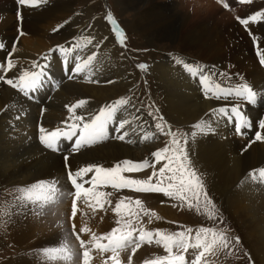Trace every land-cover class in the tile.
Instances as JSON below:
<instances>
[{"label":"bare ground","instance_id":"obj_1","mask_svg":"<svg viewBox=\"0 0 264 264\" xmlns=\"http://www.w3.org/2000/svg\"><path fill=\"white\" fill-rule=\"evenodd\" d=\"M115 2L123 11L128 8L137 10L135 22L128 27L143 38L152 42L174 41L184 51L195 50L199 57L194 64L202 69L203 75L210 78L206 71L213 63H218L222 69L226 68L223 67L226 64L234 66L230 68L232 77H227L226 87L235 90L240 85L247 84L260 94L257 101L259 99L258 102L264 107V71L259 66L247 35H244L240 25L236 23V19L239 22L241 19H249L245 28H251L257 34L255 38L258 36L259 54L264 58V23L258 22L257 26H251L249 18L252 12H259L258 17H264V0H250L249 3L222 0L223 5H228L227 12L212 0ZM16 3L14 0H0V37L6 42L5 44L3 41L2 50L9 51V45L15 42L22 54L21 62L24 60V64L15 62L17 55L14 54L11 57L13 66L9 69V76L0 77V193L13 189V194L6 198L10 208L11 234L8 242H12L14 258V262L11 260L10 264H81L77 261H83L80 255L82 256L85 248L80 247L76 236L79 235L86 242L88 250L92 234L102 236L96 233L99 228H102L103 233L107 232L105 228L114 215H105V210L102 212L95 209V202L89 206L82 196L78 200L76 217L71 222L73 203L69 199H74L76 187L69 171L74 174L86 167L114 169L117 165L123 167L124 161L141 164L149 154L160 150V136L155 125L145 121L147 115L142 107L131 100L110 121L118 136L123 135L124 139L106 141L104 136V139L76 150L75 142L79 138L75 137L59 155L42 148L37 139L42 135L41 128L49 132L56 129L64 133L73 132L66 128V120L73 122L77 120V116L86 117L92 111L95 114L104 106L125 98L131 91L133 76L128 67H119L122 63L121 50L114 45L111 38L113 36L106 28L102 30L105 38L100 46L104 59L99 56L93 62L95 66L100 64V68L90 67L80 74L76 73L74 66L81 61L82 53L81 49L71 43L61 45V48L67 49L66 53L60 52L58 48L49 52L47 37L51 29L61 24L59 29L79 25H71L76 18L74 0H47V3L34 8L19 3L20 11H17ZM86 29V26L80 24L74 29V33L79 30L77 34L87 35ZM97 34L100 35L99 32ZM82 42L79 38L77 44ZM56 52H59L58 57H55ZM3 53H0L1 60L5 58H2ZM67 56H71L70 65L67 64ZM43 59L47 62V69L42 70L43 75L37 81L35 89L29 92L36 98L35 102L23 98L20 91H15L4 82L7 79L15 82L23 72L28 71L30 63L41 69ZM113 60L114 66L107 65ZM26 61L28 67H25ZM150 72L155 79L157 95L162 100L161 108L167 119L182 127L185 132L186 141L183 145L189 153V159L198 171L209 178L219 191L218 194H221L222 200L230 206L231 213L244 224L249 243L258 259L257 263L264 264V181H260L258 175L253 178L259 169H264V127H261L264 121L257 120L263 116L264 108L262 111L254 110V103L236 96L235 91H232L233 100L239 101L235 106L231 104L230 97H227L229 94L226 92L221 95L222 91L219 89H214L217 90L218 103L214 102L210 94H215V91L206 92V85L201 83L200 75H190L183 64L175 63L171 58L162 62L156 60L150 67ZM65 73H73L76 80L65 82L70 80ZM210 80L216 84L211 78ZM81 98L91 100L83 108L82 114L78 113L81 111L80 107L75 112L64 108L67 104L74 105ZM232 107H238L244 112L249 110V115L243 114L247 120L243 127H239L241 122L238 119H231L219 111L225 109L230 113ZM121 123H124L123 128L119 126ZM145 136L150 138L146 140ZM257 136L261 139L257 140ZM144 141L146 142L143 143ZM154 160L155 158L151 159L150 163L155 168L165 162L153 163ZM86 176L89 178L88 182L79 177L77 183L90 188L89 182L96 178L95 172H89ZM52 181L56 182V192L49 203L34 210L32 204L22 205L16 199L19 195L16 191L18 188ZM98 191L107 194L110 186L101 187ZM153 196L160 200L156 201L158 204L167 198L164 194L160 196L155 193ZM109 197L105 195L99 199L104 202ZM119 198L113 197L109 200L110 203H104L103 208L113 211ZM91 201H96V198L93 197ZM157 207L162 215L167 213L171 215V220L177 219L170 205ZM91 223L96 226L95 229L91 228ZM73 224L75 229H69ZM84 227L91 231H81ZM135 243L133 241L131 246L134 247ZM143 246L142 244L136 249L134 254L132 251L131 259L134 264L147 261L146 247ZM62 247H66L68 252L56 259L49 260L43 254V249ZM64 255H70L71 260H65ZM205 259L202 258L200 264H205ZM103 262L94 264H104ZM108 264H115V261L111 260Z\"/></svg>","mask_w":264,"mask_h":264},{"label":"rangeland","instance_id":"obj_2","mask_svg":"<svg viewBox=\"0 0 264 264\" xmlns=\"http://www.w3.org/2000/svg\"><path fill=\"white\" fill-rule=\"evenodd\" d=\"M14 1L17 2L16 3L17 11H20L19 0H14ZM74 2L75 3H74L73 10L76 15V18L74 21H72L71 25H74V24H79V25H74L67 29H64V28L59 29L62 26L61 24L57 26L55 29L54 28L51 29L50 32L48 33L49 36L47 37V40L49 42L48 44H50V48H48L49 52L51 51V49H53L52 51H54L56 48L60 49L61 45L65 46L66 44L71 43L73 46H77V48L81 49L82 57L80 58L81 61L78 64L83 63L84 60L89 56H95L96 57L95 60L97 61L99 56L103 55V53H101L103 49H101L100 46H101V41L103 40V38H105V36H103L102 30L106 28V30H108L109 33L113 36L111 38H112V42L114 43V45L117 48H120L121 50L122 63L119 67L121 66L128 67L129 72L133 76V79L130 82L131 91L125 95V98H128L129 102L131 100L136 101L139 104L138 106L142 107V110L147 115L146 120H145L147 123H150L153 125L160 123L164 126L165 132H168L169 130H171V132L176 133L177 138L180 139L181 145L184 147L185 141H186L184 139L185 132L182 127L176 125L174 122H170L167 119L165 113L163 112L161 108L162 100L157 95V87L155 85V79L150 72V67L155 63L156 60L162 62L163 60L170 59V58L175 60V63H178L179 61H183V62L187 61L188 62L187 64L196 66V63L194 64V62L199 57L198 53L195 50L184 51L183 47L174 41L164 42V41L155 40L154 42H152V41H149L143 38L137 31L128 27L129 24L131 25L135 22L137 18V10L128 8L127 11H123L121 7H118L115 0H74ZM212 2H216V4H218L222 8V10L226 12L229 10L228 8L224 7V5L222 4V0H212ZM109 13H111V15L116 21V24L119 25V28L124 33L123 44L121 43L120 39L117 37L116 32L113 31L114 25L110 23L109 20L107 19V15ZM258 14L259 12H252V14L250 15L249 18H250L251 26H257L258 22L260 24L264 23V17L263 18L262 16L258 17ZM252 16H256L258 17V19L252 20L251 19ZM236 23L240 25L241 27L240 29H242L244 35H247L251 43V48L255 56L257 57L256 59H258L257 61L259 63V66L264 71V63H261L262 58H261V55L259 54L260 45L258 46V43H257L258 36H256L255 38V35L257 34L251 28L249 29L245 28L246 25H243L242 23H240L238 19H236ZM80 24H82V26H86L87 28L86 31L88 32L87 35H84V33L83 35H80L79 33L77 34V32L80 29L74 33V29L78 28ZM68 29L69 31H67ZM98 32L100 33V35L97 34ZM79 38L83 41L82 44H77ZM89 39H91V43L88 42ZM3 41L6 44L5 40L4 39L2 40V38L0 37V42L3 43ZM9 46H10L9 51L4 52L2 49H0V53L4 52L2 58L5 57L4 60L0 59V61H2L0 62V77L2 78H5V75L9 76L8 74L9 68L7 67V64L9 61L13 62V58L11 57L14 54L17 55V58L14 61L17 63L24 64L23 59L21 62L20 56L22 54L20 53V50L17 49L16 43L15 42L11 43ZM58 54L59 52H56L55 57H58ZM60 57L61 55H59V58ZM101 59H104V56H102ZM67 60H68L67 64L70 65L72 63V61H70L71 56H67ZM4 61L6 65H4ZM27 63L28 62L26 61L25 67H28ZM107 65H109L110 67L114 66V60L111 63H107ZM139 65H146V69H141ZM90 67L100 68L102 66L100 64L95 66V64L92 63ZM223 67H226V68L222 69L220 68V65L218 63H213L211 67L207 69L206 71V73L210 76L213 82H215L216 84H219L220 87L224 89L221 95L225 94L228 90V88L226 87V84H227L226 80L228 76L232 77L230 75L232 74L230 68L234 66H231L230 64H226ZM45 69H47V62L45 59H43L41 69L40 67H34L32 63H30L27 70L28 72L40 73L42 70H45ZM65 74L70 79V80H65V82L67 81L74 82L76 80L74 77L75 75L73 73H69V74L65 73ZM15 82H19V80L17 79L15 80ZM60 83L62 82L60 81ZM81 84H85V83H81ZM85 85H89V84H85ZM7 86H9V84H7ZM214 91H215L214 92L215 94H210L211 95L210 98L213 101L215 100L214 102L218 103V100L216 98L217 90H214ZM24 94H25L24 92L20 91V96L22 95L23 98H25ZM227 97H230L229 99H230V102H232L231 104L235 106L238 105L239 101L233 100L232 94L228 95ZM82 100L85 101L86 103L82 107L79 108V110L82 111V112L78 111V113L80 114L83 113V108L85 107V105L88 106L91 101L90 99H87V98H81L76 103H74V105L78 104ZM258 101L253 104L252 108L257 111H262L264 107ZM74 105L67 104L64 106V108H66V110H70ZM107 107L108 106L106 107L104 106L100 110L96 111L95 114L93 111L91 113H87L85 115L86 117H84L83 119L84 121L75 120L73 122H70L71 120H66L64 122L66 128L71 129L73 131L71 133H75V135L61 136L58 141L57 151H52L51 149H48L45 146H43V144L40 141V136H38L37 139L40 141V145L42 144V148H44L45 150L59 155L61 150L63 148H66L69 143H72L75 137L79 138L83 134L81 132H82L84 124L89 123L92 117H94L95 115H98L101 110H104ZM241 113L244 115H249V110H246L245 112L241 110ZM262 115H261L262 117L258 118L257 120L264 121V114ZM159 117H162L163 120H160ZM73 125H79V128H74ZM156 132L160 136V142H161L160 149L166 146H171L173 149L176 147L175 145H171V139H172L171 135H165L164 133H161L160 130L157 128H156ZM118 137H119L118 134L115 132V130L112 127L111 122L109 121V123L106 125V128H105V140L106 141H109L112 139L118 140L119 139ZM145 142L146 141H144L143 143ZM172 154H173L172 152L168 153L169 156H171ZM151 159H154L153 153L149 154V156L145 160L141 161V163H143L144 161L150 162ZM159 168L160 167L155 168L154 166H151V167L145 168L143 171H140V172H132V173L122 172L121 175L128 177V178L146 180L151 175V173L155 171V169L158 170ZM195 168L197 170L198 175L201 176V179L203 180L205 188L208 192V195L212 199L217 209L215 219H209L208 216L206 215L204 211L205 205H204L203 196L200 197V209L201 210L200 212H197L195 208L189 209L186 202H181L179 200L172 199L169 197L167 198L165 197L166 200H164L163 202H159L158 204L156 203V201L158 202L160 200H158L157 198L156 199L154 198L153 195H155V192L154 193L153 192L152 193L136 192L128 188L117 190V189L110 187V191L107 192V194L111 193V195H108L110 197L109 199H105L104 203H107V201L109 202V200L112 199L113 197L119 198V196H120L119 199L123 197L130 198V203L128 207L122 206L120 213L117 214L114 210L108 211L104 208L101 209L99 208V205L96 204V201H91V203L95 202L94 203V205H96L95 209L97 210L100 209V211L105 210L104 212L102 211L103 213H105V215L106 213L107 214L111 213L112 215H114L113 217H111L112 221H110L107 228H105L107 229V232L103 233V231H101L102 228H99V230H97L96 233L101 234L102 236L104 234V236H106L111 233L112 229L120 227L122 233L130 231L132 229H139V230H144V231H152L153 233L159 230L165 234H170V233H176L179 231L186 232L187 229L190 228L193 230L191 235H192V240L194 241L195 233L199 228L201 227L216 228L218 231L225 232V234L229 238V246L226 249H216L214 254L212 255H206V257H204L206 258L204 262L208 261L210 264L213 262H215V264H262L259 262L257 263L258 259H256L254 255V249L252 247V244L249 243L250 239L247 236L244 224H242L231 213L230 206L224 200H222L221 194L220 193L218 194L219 191L211 183L209 178L205 176L202 172L198 171V168L196 166ZM80 178L84 179L87 182L89 180V178H87L86 175ZM157 182L158 180L156 178L152 180V183H157ZM168 183L169 181L165 180L163 186H166ZM111 189H114V190H111ZM12 194H13V189L11 188L6 189L0 193V264H10L11 260L14 262V258L12 254L13 245H12V242H8L9 236L11 234L9 230L10 208L8 207L7 199H6ZM157 194L160 196L163 195V193L161 194L156 193V195ZM137 199L141 201V207H137L134 203H131ZM69 200L70 202L73 203L71 205V216H70L71 218L70 220L72 222L73 221V214H72L73 205L75 203L76 209H77V205L79 204V201H76L75 199H69ZM192 202L195 203L194 200ZM158 205L159 206L170 205L172 207L171 211L176 214L177 219L171 220V215H168L167 213L162 215V213L159 211V208L157 207ZM145 212H147L148 214L145 215ZM152 213H155V216H153ZM118 220L121 221L120 224L117 223ZM129 222L131 223V228H128L125 226L126 223H129ZM72 226L69 227V229L72 230L73 229ZM95 227L96 226L91 223V228L95 229ZM138 234H139L138 232L133 233L134 237L138 236ZM237 237L239 238V243L235 242V238ZM101 243L108 244V241L103 240L101 241ZM93 244L94 242L89 244L90 248L88 247V251L90 252V256H91V260H89V263L91 262L92 264H94L98 262L100 263V261L102 262L104 261L103 263L105 264V260H107V264L108 262H111L110 257L114 255V253H112L111 251L101 252L95 249L93 247ZM143 245H144L143 247H146L145 250L148 256L146 258L147 261H152L153 259H155L156 256H159V255H167V253L164 252V249L161 245H157L155 243L151 245L144 243ZM133 248L134 247H132L130 244L128 247L121 249L119 251V256L121 258L120 257L118 258L121 261V264H134L131 259L132 258L131 253L133 251ZM176 251L177 250L174 249V253ZM197 251L198 250H194L190 248L187 253H183V254L186 257V260L190 261L195 257V255L197 254ZM14 252L15 251H13V253ZM18 256L19 255H17V257ZM80 258L83 259L81 255H80ZM79 261L81 260H78L77 262L83 264V261L81 262ZM143 264H145V262Z\"/></svg>","mask_w":264,"mask_h":264},{"label":"snow or ice","instance_id":"obj_3","mask_svg":"<svg viewBox=\"0 0 264 264\" xmlns=\"http://www.w3.org/2000/svg\"><path fill=\"white\" fill-rule=\"evenodd\" d=\"M249 2L250 0H241V3ZM19 3L26 4L30 7H39L41 4L47 3V0H19ZM224 7L227 8L228 5L224 4ZM107 19L114 25L113 31L116 32L117 37L123 44L124 33L119 28V25L116 24V21L111 13L107 15ZM251 19L256 20L258 17L252 16ZM240 22L246 25L248 20L241 19ZM88 42L91 43V39H89ZM3 48L4 44L0 42V49ZM59 51L66 53L67 49L60 48ZM95 59V56L87 57L83 63L75 65V72L78 74L84 72L85 69L90 68ZM179 63L183 64L184 68L190 73V75H200L201 83L206 85V92H212L214 89L224 91L220 89L219 84H213L208 76L203 75L202 69H200L199 66L185 64L183 61H179ZM261 63H264V58H262ZM12 66V63L9 61L7 67L11 69ZM139 67L141 69H146V65H139ZM42 75L43 71L40 73L25 71L18 77L19 83L14 82L12 79H7L4 82L27 94L35 89L37 81ZM232 91H235L237 96L247 100L250 103H256L257 96L260 95L247 84H242L235 90L228 89L227 93L230 95ZM85 103L86 102L82 100L70 110L75 112L76 108L82 107ZM128 104V98H121L115 101L112 105L108 106L106 109L101 110L100 113L95 115L89 123H85L82 129L83 134L75 142L76 150H79L84 146H90L93 143L104 139L106 125L113 119L117 111L122 106ZM219 111L222 115L238 119L242 125L247 124L246 118L238 107H232L231 113L225 109H220ZM76 119L83 121L84 117L77 116ZM159 119L163 120L162 117H159ZM119 126L123 128L124 123H121ZM73 127L79 128V125H73ZM155 127L159 129L161 133H164L165 135H171V145H175L176 147L173 149L171 146H166L153 153L155 158L153 163H159L160 161H165V163H162L158 170L153 171L148 179H133L121 175L122 172H140L145 168L153 166V164L148 161H144L141 164H135L131 161H124L123 167L121 165H117L114 169H104L100 167L93 169L92 167H86L80 169L74 174L69 171L68 174L72 178V183L76 187L74 199L78 201L83 196L85 198V203L89 206H92L91 200L93 197H95L96 204L102 209L104 207V202H102L99 198L104 197L105 195H111V193L105 194L102 191H98V189L101 187L110 186L117 190L128 188L136 192L163 193L169 198L186 202L189 209L195 208L197 212H200V197L203 196L205 205L204 211L206 215L209 219H215L217 209L212 199L208 195L201 176L198 175L195 166L189 159V153L181 145L180 139L177 138V134L171 132V130L165 132L164 126L160 123H157ZM197 127L199 128L200 125H197ZM261 127H264V122L261 123ZM40 131L42 133L40 136L41 143L52 151L58 150V141L61 136L75 135V133H64L59 129L49 132L41 128ZM118 138L124 139V136L121 135ZM149 138V136L144 137L146 140ZM260 139L261 137L257 136V140ZM169 152H172L173 154L169 156ZM89 172H95L96 178L89 182L91 184L90 188H84L82 183H77V178L82 177ZM257 175L260 181H264V169H259L258 173L253 175V178L255 179ZM154 178L158 180L157 183H152ZM165 180L169 181V183L166 186H163ZM55 184V181L48 182L47 184L41 182L39 184L27 186L25 188H18L16 191L19 193V195L16 197V199H18L22 205H26L28 203L32 204L35 210L36 207L43 206L54 198V194L56 192ZM193 200L195 203L192 202ZM129 203L130 198H121L114 211L119 214L121 207H128ZM131 203H134L137 207H141V201L138 199ZM76 211L77 209L74 203L72 213L73 217H75ZM147 214L148 213L145 212V215ZM152 215L155 216V213H152ZM117 223L120 224L121 221L118 220ZM125 226L131 228V223H126ZM72 227L75 229V224H73ZM81 231L90 232L91 230L87 227H84L81 229ZM134 232H138V236L134 237ZM192 232L193 230L189 228L186 232L179 231L170 234H165L159 230L153 233L152 231H144L139 229H132L122 233L121 228L117 227L112 229L111 233L106 236L97 237L95 234H92L91 242H94L93 247L101 252L111 251L114 253L110 259L115 261V264H121L120 260L118 259L119 251L128 247L133 243L134 240L137 242L134 245L133 254L135 253V250L144 243L149 245L153 243L161 245L164 249V252L167 253V255L156 256L152 261H145V264H200L201 259L206 257V255H212L216 249H226L229 246V238L224 231H218L216 228L201 227L196 231L194 241L192 240ZM76 239L80 241V247L85 248L82 253L83 264H89L91 256L90 252L86 249V242L81 240L79 235L76 236ZM103 240H107L108 244L101 243ZM235 242L239 243L238 237L235 238ZM190 248L198 251L195 257L189 261L186 260V257L183 253H187ZM174 249L177 250L175 253ZM67 252L68 249L66 247L59 249H43V254L49 260L56 259L57 256L63 255ZM63 258L65 260H71L70 255H64ZM105 264H107V260H105ZM205 264H209V262L205 261Z\"/></svg>","mask_w":264,"mask_h":264}]
</instances>
